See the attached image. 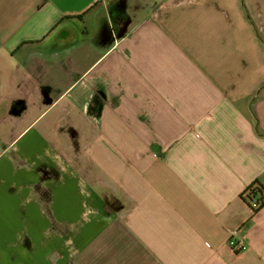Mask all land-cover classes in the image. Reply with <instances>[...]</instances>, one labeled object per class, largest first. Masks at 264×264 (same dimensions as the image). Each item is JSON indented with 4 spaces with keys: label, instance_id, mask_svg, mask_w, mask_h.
Wrapping results in <instances>:
<instances>
[{
    "label": "crops",
    "instance_id": "crops-1",
    "mask_svg": "<svg viewBox=\"0 0 264 264\" xmlns=\"http://www.w3.org/2000/svg\"><path fill=\"white\" fill-rule=\"evenodd\" d=\"M255 184L264 0H0V264H264Z\"/></svg>",
    "mask_w": 264,
    "mask_h": 264
},
{
    "label": "built area",
    "instance_id": "built-area-1",
    "mask_svg": "<svg viewBox=\"0 0 264 264\" xmlns=\"http://www.w3.org/2000/svg\"><path fill=\"white\" fill-rule=\"evenodd\" d=\"M248 201H249L250 208H251V211L253 214L255 213V211H257L261 207V205L263 203L261 201L260 196H256L254 199H251ZM228 244H229V247L231 248V250L234 252H239V251L245 250L248 247V244L241 239H237L235 237L234 233L231 234L229 241H228Z\"/></svg>",
    "mask_w": 264,
    "mask_h": 264
},
{
    "label": "trees",
    "instance_id": "trees-1",
    "mask_svg": "<svg viewBox=\"0 0 264 264\" xmlns=\"http://www.w3.org/2000/svg\"><path fill=\"white\" fill-rule=\"evenodd\" d=\"M256 196H260L261 201L263 202L261 207L257 210L259 211L263 205H264V187L259 185V184H255L253 186H251L249 189H247V191L244 193V199L247 202V204L250 206L249 201L251 199H254ZM255 211V213L257 212Z\"/></svg>",
    "mask_w": 264,
    "mask_h": 264
}]
</instances>
